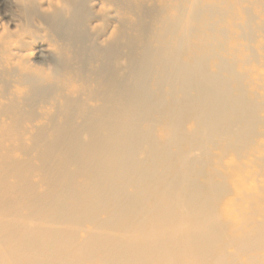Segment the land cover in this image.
Listing matches in <instances>:
<instances>
[{
	"label": "bare ground",
	"instance_id": "obj_1",
	"mask_svg": "<svg viewBox=\"0 0 264 264\" xmlns=\"http://www.w3.org/2000/svg\"><path fill=\"white\" fill-rule=\"evenodd\" d=\"M0 264H264V0H0Z\"/></svg>",
	"mask_w": 264,
	"mask_h": 264
}]
</instances>
